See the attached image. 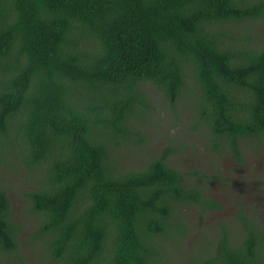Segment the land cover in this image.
<instances>
[{"label": "trees", "instance_id": "1", "mask_svg": "<svg viewBox=\"0 0 264 264\" xmlns=\"http://www.w3.org/2000/svg\"><path fill=\"white\" fill-rule=\"evenodd\" d=\"M263 12L264 0H0V147L38 177L27 200L50 264H163L186 232L181 207H220L168 165L172 149L123 170L111 144L142 137L147 83L193 101L215 148L263 137L264 46L218 28ZM240 220L241 236L222 227L194 264H264V224ZM23 228L0 184V251L19 252Z\"/></svg>", "mask_w": 264, "mask_h": 264}, {"label": "rangeland", "instance_id": "2", "mask_svg": "<svg viewBox=\"0 0 264 264\" xmlns=\"http://www.w3.org/2000/svg\"><path fill=\"white\" fill-rule=\"evenodd\" d=\"M218 28L234 37L245 39L246 36L250 41H244L252 45L264 46V12L258 19L228 22ZM146 89L151 107L141 119L133 120L142 137L131 141L120 139L121 146L112 143L113 156L123 170H141L164 150L172 149L168 165L184 173L189 183L202 188L204 196L220 204L214 209L184 205L181 207L185 214L184 236L166 240L163 264H194L193 260L219 236L222 227L233 236L242 235L241 212L264 224L261 187L264 136L243 139L237 151L230 145L215 148L214 137L200 122L193 101L186 99L173 106L153 84L147 83ZM6 147H0V184L8 187L13 220L24 228L19 252L0 251V264H43L40 257L50 264L44 243L33 239L38 220L29 211L27 200V193L38 183V177L10 146Z\"/></svg>", "mask_w": 264, "mask_h": 264}]
</instances>
